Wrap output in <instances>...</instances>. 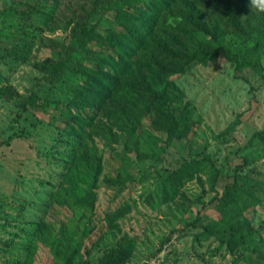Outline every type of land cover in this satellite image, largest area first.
<instances>
[{
	"label": "trees",
	"instance_id": "1",
	"mask_svg": "<svg viewBox=\"0 0 264 264\" xmlns=\"http://www.w3.org/2000/svg\"><path fill=\"white\" fill-rule=\"evenodd\" d=\"M8 14V8L0 7V16ZM38 21L48 31L67 33L63 40L44 36L40 44L48 46L53 55L39 65V79L50 86L69 75L76 81L70 100L64 107L55 105L51 116L57 136L54 148L46 154L65 171L50 198L63 194L68 206L86 208L91 216L100 182L117 186L133 181L129 175L102 177L104 158L97 140L122 165L131 167L134 161L148 157L139 148L144 120H149L154 132L148 133L152 146L159 143L163 150L199 126L192 104L185 101L175 82L190 66L223 57L234 65L236 76L245 69L263 73L264 13L252 8L249 0H42ZM20 43L21 49L12 54L23 60L34 39ZM0 98L13 104L18 113L50 104L38 103L34 93L23 96L10 85L0 88ZM157 135H164L165 140ZM253 141L264 144V125L253 133L249 143ZM202 172H207L208 190L215 192L212 201L219 214L204 224V232L230 253L249 252L264 263V237L244 214L249 202L259 201L246 185L249 178L234 175L216 192L220 171L210 157L189 156L163 173L161 198L154 207L180 196L190 180L196 178L203 186ZM128 213L126 205L104 216L115 241L93 263L90 250L82 255L64 228L36 222L33 236L43 233L52 257L61 264H125L137 245V237L122 232L117 223ZM26 251L24 261L14 264H30L29 245Z\"/></svg>",
	"mask_w": 264,
	"mask_h": 264
},
{
	"label": "rangeland",
	"instance_id": "2",
	"mask_svg": "<svg viewBox=\"0 0 264 264\" xmlns=\"http://www.w3.org/2000/svg\"><path fill=\"white\" fill-rule=\"evenodd\" d=\"M41 3L0 0V7L10 13L0 16V88L10 85L23 96L34 93L38 103L50 102L18 113L13 104L0 98V264L24 261L27 245L31 247L30 264H61L52 257L45 235L40 232L33 236L36 222L64 228L82 255L90 250L93 263L115 241L104 216L126 205L129 213L117 223L122 232L137 237V245L125 264H264L249 252L230 253L204 232V224L219 217L212 201L215 192L208 190L207 172L199 174L203 186L196 178L190 180L180 196L154 207L161 198L163 173L177 168L189 156H207L220 171L216 192L220 193L234 175L249 178L246 185L259 201L249 202L244 214L264 237V144L249 143L264 125V57L260 75L245 69L236 76L234 65L220 57L214 63L190 66L175 78L185 101L192 104L199 126L163 150L159 143L152 146L148 133L153 130L149 120H144L139 148L148 157L134 161L131 167L122 165L97 140L104 158L102 177L129 175L133 181L117 186L100 182L91 216L86 208L68 206L63 194L55 200L50 198L65 171L60 162L46 154L54 148L57 136L51 116L55 105L64 107L70 100L76 81L69 75L50 86L39 79V65L53 55L48 46L40 44L44 36L63 40L67 34L48 31L38 21ZM24 39H34V45L28 57L19 60L12 52L21 49ZM157 136L165 140L164 135ZM87 220L89 224H85Z\"/></svg>",
	"mask_w": 264,
	"mask_h": 264
},
{
	"label": "clouds",
	"instance_id": "3",
	"mask_svg": "<svg viewBox=\"0 0 264 264\" xmlns=\"http://www.w3.org/2000/svg\"><path fill=\"white\" fill-rule=\"evenodd\" d=\"M249 5L255 8L258 13H264V0H249Z\"/></svg>",
	"mask_w": 264,
	"mask_h": 264
}]
</instances>
